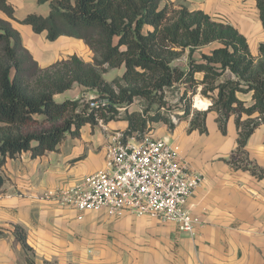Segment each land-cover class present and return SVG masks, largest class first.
<instances>
[{
	"label": "crops",
	"instance_id": "crops-1",
	"mask_svg": "<svg viewBox=\"0 0 264 264\" xmlns=\"http://www.w3.org/2000/svg\"><path fill=\"white\" fill-rule=\"evenodd\" d=\"M7 2L17 20L27 14L47 17L50 11L49 3L37 0ZM166 3L202 11L238 32L252 20L261 24L251 0H164L161 7ZM245 3L253 10L250 14L243 10ZM233 10L235 21L218 17ZM0 19L20 34L22 46L40 68L60 61L62 53L92 61L81 57L83 50L92 58L81 40L59 37L49 42L45 33L36 35L1 11ZM211 49L197 51L209 54ZM72 90L76 92L70 95ZM84 94L85 89L75 84L54 100H77ZM216 118V113H208L204 134L189 130L190 119L178 121L173 129L156 124L151 131L176 149L178 160L189 171L203 178L184 207L196 221L192 235L147 215L110 218L105 211L81 213L41 197L103 170L105 146L113 134L125 131L126 123L97 122L85 124L76 136L65 135L55 151L42 157L21 153L0 166V264H264V177L258 176L264 172V123L248 138L244 158L234 156L238 138L234 118L226 122L224 134ZM246 164L255 167L258 175L243 169ZM16 227L25 233L30 251L16 239Z\"/></svg>",
	"mask_w": 264,
	"mask_h": 264
},
{
	"label": "trees",
	"instance_id": "trees-1",
	"mask_svg": "<svg viewBox=\"0 0 264 264\" xmlns=\"http://www.w3.org/2000/svg\"><path fill=\"white\" fill-rule=\"evenodd\" d=\"M37 1L49 3L47 17L27 14L17 20L7 0H0V11L36 35L45 33L49 42L59 37L81 40L92 61L73 55L40 68L22 46L20 34L0 19V166L21 153L37 158L55 151L65 135L76 136L82 126L97 120L125 122L124 138L144 133L149 123L173 129L176 123L160 110L174 91L183 105L182 120L190 115L194 95L211 102L192 114L189 130L206 133V117L214 112L224 134L233 117L238 134L234 156L245 158L248 138L264 123V61H253L246 38L233 26L185 6L161 7L164 0ZM251 1L264 29V0ZM206 46H212L209 54L199 52L195 58ZM259 52L264 59V45ZM185 53L184 66L175 65ZM118 68L123 69L120 77L103 79L104 70ZM75 84L94 91L105 105L89 108L79 99L54 100ZM238 95H249V102ZM136 99L145 107L141 113H129L127 107ZM118 109H124L123 116ZM255 114L259 116L252 118ZM242 168L258 175L253 166ZM15 236L30 251L21 228H15Z\"/></svg>",
	"mask_w": 264,
	"mask_h": 264
},
{
	"label": "built area",
	"instance_id": "built-area-1",
	"mask_svg": "<svg viewBox=\"0 0 264 264\" xmlns=\"http://www.w3.org/2000/svg\"><path fill=\"white\" fill-rule=\"evenodd\" d=\"M81 102L89 108L105 105L97 95ZM171 121L176 122L173 117ZM110 138L105 146L103 170L41 197L81 213L105 211L110 218L126 213L147 215L192 235L196 221L184 207L203 183L202 176L189 171L178 160L176 149L165 139L153 137L151 131L126 138L124 132H117Z\"/></svg>",
	"mask_w": 264,
	"mask_h": 264
},
{
	"label": "rangeland",
	"instance_id": "rangeland-1",
	"mask_svg": "<svg viewBox=\"0 0 264 264\" xmlns=\"http://www.w3.org/2000/svg\"><path fill=\"white\" fill-rule=\"evenodd\" d=\"M243 10H245L249 14L251 12H253V10L249 6H247L246 3H245ZM235 12L236 11L228 12L226 14L220 13L218 15V17H222L223 19H225L227 21H235V19H234L235 18L234 17ZM214 21H216V20H214ZM252 21H253L252 24H250L247 28L244 27V30L239 32V33L243 37L246 38V42L248 44L250 54L252 56L253 61L256 63L258 60L264 61V59L260 56V52H259V47L261 45H264V29L261 26V24L258 22V20L257 21L252 20ZM216 22H219V21H216ZM198 54H199V52L196 51L194 53V57L198 58ZM80 55H81V57L83 56L84 59H88V57H89V60L92 59L91 55L88 56L87 53H85L83 50L80 52ZM185 57H186V53H185V56L182 57V60L180 62H176L175 65H177L179 67H183L184 63H185ZM59 58H60V61H62V60H66L68 58V56L65 53H62L59 55ZM122 70H123L122 68L104 70L103 75H102L103 79L106 82H111L113 79L121 76ZM75 92H76L75 90H72L70 92V95L75 94ZM95 95L96 94L94 91L85 90V94L83 96H80L78 99L79 100L90 99ZM168 95H169L168 96L169 102H168L167 106L161 108V110H160L161 115L167 117L169 120H171V117H173L176 120L175 123H177L180 119H181L180 121H185V120H182V117H181L183 105H182V103H180L178 101L177 93L175 91L173 93L169 92ZM178 96H180L179 93H178ZM57 100H60V99H57ZM57 102L59 103L60 101H57ZM210 104H211V102L208 99L201 97L199 94L194 95L191 98L190 115L188 116V118L186 120L191 119L192 114L194 112L203 111ZM144 107H145V105H144L143 101L136 99L133 101V103L130 106L127 107V111L129 113L135 112V111L141 113ZM119 113H120V115H118V116H123L124 109H121ZM148 116L149 117L152 116V111H150L148 113ZM258 116L259 115L255 114V115H253L252 118H256ZM114 121L118 122V120H114ZM156 124H158V126H159V124L162 125L163 123H149L148 129L145 132L152 131L153 129H155L154 127H156Z\"/></svg>",
	"mask_w": 264,
	"mask_h": 264
}]
</instances>
